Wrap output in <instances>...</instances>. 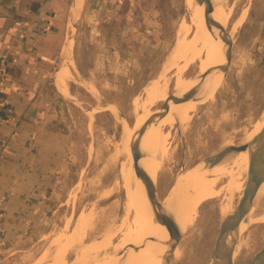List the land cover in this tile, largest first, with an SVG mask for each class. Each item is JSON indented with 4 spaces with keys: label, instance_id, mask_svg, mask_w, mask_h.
Returning <instances> with one entry per match:
<instances>
[{
    "label": "rangeland",
    "instance_id": "374dc122",
    "mask_svg": "<svg viewBox=\"0 0 264 264\" xmlns=\"http://www.w3.org/2000/svg\"><path fill=\"white\" fill-rule=\"evenodd\" d=\"M214 1V9H218L219 0ZM225 1L226 4H223L231 11L228 27L240 20V25L235 31L230 68L225 79L214 88L212 96L197 104L189 122L185 126L184 123L180 124L182 130L175 119L162 129L168 150L164 147V152L169 153L167 159L165 158L164 168L153 176L157 178L162 197L167 195L176 179L174 188L178 185L183 177L180 176L183 170L189 173L196 168L205 167V161L215 157L221 149L228 145L239 146L246 143L247 134L263 116L264 0ZM154 3L153 10L158 11L157 22L152 25L150 22H142L143 32L139 33L136 30L129 31L130 29L125 31L124 27L120 30L119 27L110 25H106L103 32V24L95 22V19L92 22H76L78 32L73 50L61 60L62 67L67 66L72 74L66 82L68 90L62 89L57 82L59 78L56 81L60 99L59 116L65 121L69 133V139L64 146L66 159L62 160V169L55 170V174H59L55 189L34 212L38 214V219L33 225L32 235L20 236L10 246L0 247V264H35V261L36 264H53L59 237L61 234H71L78 217L83 213L94 215V221L85 231L81 241L85 245L94 240L96 243L101 242L106 230L111 229L113 232L116 228L110 248L93 254L97 258L93 257L96 262L91 260L92 263L97 264L99 259L104 261V257L111 260L112 257L113 264H123L121 252H128L130 247L117 251L113 246L128 233L134 219L141 220V215L134 218V210L130 206L139 203V190L145 189L134 169L129 136L142 123L140 118L148 114L144 119L146 120L169 97L174 89L175 78L179 76L187 80L200 72L195 60L186 63L185 59L181 58L176 59V64L171 67L167 64L177 42V32L182 25L190 28L187 35L189 39L198 30L193 25L196 22V14L189 8L188 0H156ZM194 3L200 16L202 9L195 0ZM204 22L206 23V18ZM140 23L138 22L137 30L141 28ZM98 24L100 25L96 29ZM151 28L158 31L153 36L150 33ZM146 29H149V32ZM69 30V37H72L73 30ZM204 31L207 32L205 28ZM69 44L70 40L66 51ZM190 48L193 46L187 47L191 50ZM150 49L156 50L155 59L147 58L151 54ZM141 54L147 56H143L141 60ZM181 64L187 66L183 69L185 73L179 70L184 66ZM89 84L97 90L96 98L90 92ZM157 89L165 90L166 99L147 101L150 100L147 98L149 93ZM70 97L74 101L69 100ZM135 104L140 107L137 106V109ZM116 109L124 117H121ZM238 164L239 162L228 160L225 168L235 174L240 189L232 197L220 192L204 203L193 205L177 248L179 256L173 257L171 264L210 263L221 221L238 206L248 180V166ZM229 179L226 175L219 183V188L225 186ZM145 195L147 196V191ZM226 205L230 208L224 214L222 209ZM161 234L162 239L163 232ZM154 236L155 233H152L153 238ZM144 238L139 241L141 245L148 240V237ZM240 241L245 247L236 254L235 264H249L264 245V192L261 189L256 194L249 221L241 229L237 244ZM55 243L56 246L53 245ZM138 243L135 245L140 250L142 246ZM76 251L65 254L68 264L75 262V255L79 254L80 250ZM130 251L137 252L132 248ZM42 254L45 255L42 257ZM52 257L54 258L51 259ZM42 258L48 260L41 262ZM99 262L98 264H101Z\"/></svg>",
    "mask_w": 264,
    "mask_h": 264
},
{
    "label": "crops",
    "instance_id": "0c3cea01",
    "mask_svg": "<svg viewBox=\"0 0 264 264\" xmlns=\"http://www.w3.org/2000/svg\"><path fill=\"white\" fill-rule=\"evenodd\" d=\"M154 2L156 0H82V3L80 0H0V68H6L1 84L5 102L0 107L6 103L9 111L7 118L0 117V183L8 192L0 199V208L5 207L0 220H7V226L13 218V211L7 207L12 200L27 209L26 196L34 195L33 212L45 201L49 195L43 183L46 172L49 170L53 178L56 170L53 162L48 163L47 153L56 146L59 153L65 152L69 133L59 116L56 81L63 68H59L63 50L68 40L71 43L69 28H75L74 23L80 20L92 22L95 19L101 24L122 20L125 31H133L138 22H141L140 27H143L142 22L151 25L157 22ZM152 29L153 36L158 31ZM3 234L4 225H1L0 247H8L2 241Z\"/></svg>",
    "mask_w": 264,
    "mask_h": 264
},
{
    "label": "bare ground",
    "instance_id": "6f19581e",
    "mask_svg": "<svg viewBox=\"0 0 264 264\" xmlns=\"http://www.w3.org/2000/svg\"><path fill=\"white\" fill-rule=\"evenodd\" d=\"M212 1L216 5V2L214 0H212ZM226 2L227 1H225V0H224V2H222V0H219V3H217L219 8L218 9L216 8L217 10L214 9V12L212 14V18L215 21H217V23H216L210 17V15L203 9V7L200 6L198 4V2H196V4L202 9L201 14L199 16L197 13V9H196V5L194 3V0H188L189 8L195 12L194 14H196L195 19H194V20H196V22H194V24L193 23L192 24L195 25V27H197L198 30H197V33L194 31L196 34L193 33L194 36L191 39H189V38H187L188 37L187 35L190 32L189 31L190 28L188 29V27L182 25V27L177 32L178 38H177V42L175 44V47L172 50V52L170 53L169 59L167 58L168 59L167 64H169L170 67L172 65L176 64V62H175L176 59L180 60L181 58L185 59L186 63H190L191 61L195 60V62L198 63V67L200 69V72H205L209 68L219 66L223 63V61H224L223 43H222V38L220 36V26L219 25H222L224 27H228L231 11H229L227 9L226 5H224V4H226ZM80 3H82V0H80ZM204 18H209V21H210L209 24L210 25L206 24L204 22ZM213 22L215 23L214 25H213ZM184 25H186V24H184ZM239 25H240V20H238L237 22L233 23L231 26L228 27L230 30V36H233V35L235 36L236 28ZM210 27H211V29H210ZM204 28H205V30H207V32L204 31ZM72 30H73L72 33L74 34L75 28L72 27ZM73 34H72V36H73ZM71 39H72V37H71ZM71 44L72 43H70V46H71ZM189 45L193 46V48H190L191 50L187 49V47ZM199 45H200V47L198 48ZM65 50H66V48L63 51L65 52ZM68 50H69V48L65 52L66 55L71 53V51H68ZM185 61H184V64H185ZM68 63H70V62H68ZM184 64H181V65H184ZM167 67L168 66H166V68ZM177 67H179V66H177ZM186 67L187 66L184 65L183 67H181L180 69L178 68V69L181 70L180 72H182V70L184 68L186 69ZM177 72H178V70H177ZM183 72H184V70H183ZM58 73L56 74V76L58 75ZM59 74H60V77H59V81H57V82L59 83V85L62 87L63 90H68L66 88L67 87L66 82L68 80H70L71 75H72L70 72V69L67 66H64L61 69V72ZM178 75H180V74H178ZM175 79L176 80L174 82L173 87L175 88L176 91H178L179 96L182 95V97L180 99V103L178 105L172 107L166 116L159 119L154 125H152L151 126L152 128L150 127L151 131H149V129H150L149 128L146 131V133L137 140V143H136L137 150L139 151V153L143 157L142 160L140 161V164L146 170V172L150 175V177L153 180H155V178H153L154 174H157L158 172H160L164 168V166L166 164L165 158L167 159V154L169 153V152H167L168 150L166 147L167 146L166 145L167 139L163 135L162 129L165 126H168L169 124H171L174 119H177L181 124L184 123L183 126H185L189 122V120L191 118L190 115L193 112V110L195 109V107L197 106V104L202 102V101L207 100L208 98H210L213 94L214 88L219 83V79L215 80V81H217L215 84H214L215 81H209L208 79H206V81L202 85L198 86L196 90L182 92L185 90V88H187L191 85V81L182 79L179 76ZM154 86L155 85H153V87ZM148 88H150V87H148ZM89 89H90V92L93 94V96L96 98V96H98L97 95L98 93H97V90L95 89V87L92 86V84L91 85L89 84ZM144 91H147V90H144ZM149 91L150 90H148V92ZM166 97H167V94H166L165 90L161 89V91H158V89H157V90H154L153 92L151 91L149 93V96H147V98H149L150 100H147V101L152 102V101H155L158 99L165 100ZM134 102H136V101H134ZM146 103L148 104V102H146ZM135 106H136V104H135ZM137 106H139V105H137ZM141 108H144V107H141ZM137 109H138V107H137ZM263 112H262L263 116L261 115L262 116L261 119L256 123V125L253 127V129L247 134V138L245 139L246 140L245 142L250 141L264 128V114H263ZM147 115H146V117H147ZM146 117L143 116L139 120L141 122H143V120ZM179 129L182 130V127L180 126ZM179 129H178V132H179ZM168 132H169V130H168ZM164 142H165V146H163ZM227 143H230V142H227ZM164 147H166V150H167L166 152H164ZM223 147H225V145L222 146V148ZM117 151H119V150H117ZM234 156H235L234 154L227 153L224 156V158L222 159V161L214 167H210V166L200 167V168H196V169L190 171L187 174H184L183 177L178 182V185L173 189V191H171L167 196L165 195L166 197L164 196L165 198L162 200L163 206L166 208L167 211L171 212L175 216V219H176V221H177V223L181 229V232L185 231L184 226H185V224H188L187 218H188V215H190L192 207L194 204H201L202 202L204 203V201L216 197L220 192H223L224 194L227 193L230 197H232L236 193V191L238 189H240V183L237 180V178L235 177V174H233V172H230L225 168L226 163L228 162V160H233V162H239V164L243 163V164H245L246 167L248 166V173H249V170L251 168H253V166L249 162L250 161V157H249L250 152H244V153L238 154L236 157H234ZM237 160H239V161H237ZM233 166H234V163H233ZM237 167H236V169H237ZM230 168H232V166ZM245 171H246V169H245ZM238 174H237V176L240 175V174L239 175ZM226 175H228L230 177L229 181H227V184L225 186H223V187L221 186V188H219V183L222 182L223 178ZM257 175H259V171H258ZM260 189L264 192V183L261 185ZM145 192H146V189L140 188L139 196H138V202L139 203L138 204L134 203L132 206H130L134 210V218L137 215L138 216L141 215V220L138 221V220L134 219L133 222L131 221L132 225H131V228L128 230V233H125L123 238L113 247H115L114 249H116L117 251L128 249L129 247L137 244L142 239H145L144 237L153 238L152 233L153 234L155 233L154 238L158 242H154V243L150 242L144 248L141 247L142 249H140L137 252L131 251L130 253H128L125 256V258L122 259L123 264H154L155 260L157 261V264H161V257L167 251V246L165 243L169 241V232L167 229V224H169V221H168L164 211L160 210L152 202L148 193H147V196L145 195ZM225 197H226V195H225ZM231 202L232 201H230V203ZM147 208H148V210H147ZM229 208L230 207H228L226 205L225 208L222 209L223 213L226 214L229 211ZM251 210H252V208H251ZM251 210H250L249 214L251 213ZM147 213H148V216H147ZM249 214L242 221L240 233H241V229L243 228V226L245 224H247L249 221ZM93 217H94V215L91 213H83L82 215H80L78 217L76 226H75L73 232H71V234H69V235L68 234H63V235L61 234V236L59 237L60 239L58 238L59 239V241L57 242L58 246L55 247V248H58V249H56L57 252L54 249H52L56 252V255L54 254L55 258L54 257L51 258V259L54 258L53 264H68L65 261V254L69 251H75V250H77V251L80 250V252H79V254L75 255L76 256V258L74 260L75 262L72 261L73 262L72 264H90V262H91V264H93L92 261H95L93 257H96L93 254L96 255L97 252L107 250L108 248H110V242H111V239L113 236V232L116 231L115 230L116 228L114 229L115 231L113 230V232L110 231L111 229H109V231L104 230L105 234L102 237V241L99 243H96L95 240H94L95 242L92 241V243H88L86 245L81 242L83 239V235H84L85 231L87 230V228H89L92 221H94ZM93 224H94V222H93ZM162 232H163V239H162V243H161L162 246H161L160 256L154 260L152 254L155 253L156 248H159V246H160L161 235H162L161 233ZM240 242L238 243V245L236 247L235 254H237L239 251L243 250V248L245 247V244H243L242 241H240ZM140 243L141 242H139L138 244L141 246ZM53 245L56 246V243ZM49 249H50V247H49ZM130 249L131 248H129V250ZM44 255L42 254V257ZM54 255H52V256H54ZM178 256H179V252H178V249H176L174 257L178 258ZM110 258H111V260H109L108 257H104V259H103L104 261H102V260L100 261V259H99L97 261V264L99 261L101 262V264H103V262H106V261L109 262L108 264H113L114 260H112V257H110ZM43 260H45V259L42 258L41 262H44ZM46 260H48V259L46 258ZM115 260H116V258H115ZM218 262H219L218 253H216L212 256L209 264H219ZM35 264H36V261H35ZM50 264H51V262H50Z\"/></svg>",
    "mask_w": 264,
    "mask_h": 264
},
{
    "label": "water",
    "instance_id": "95a60500",
    "mask_svg": "<svg viewBox=\"0 0 264 264\" xmlns=\"http://www.w3.org/2000/svg\"><path fill=\"white\" fill-rule=\"evenodd\" d=\"M195 1L198 2V4L202 6L203 9L212 18V14L214 12L213 1L212 0H195ZM209 22H210L209 18H206V24H209ZM215 22L217 23V21ZM214 24L215 23L213 22V25ZM74 25H75V32L71 39L72 44L71 46L70 44L68 46L69 48L68 51L73 50L74 41L76 39V35L78 32L76 23H74ZM219 26H220V36L222 38V43H223V55H224L223 63L219 66L209 68L205 72H199L194 77L188 78L187 80L191 81V85L185 88V90L182 92L196 90L198 86L202 85L206 81V79H208L209 81H215L216 79H219V83L225 79L232 61L234 35L230 36V30L228 27H224L222 25ZM65 55L66 54L63 53V56ZM61 66H62V62L59 65V68ZM62 94L65 95L63 91ZM181 97L182 95L179 96L178 91H176L174 88L173 91L170 93L169 97L160 106V108H158L157 111H155L146 120H144L141 124H139L134 130V132L129 136V140H130L129 148L133 158L134 169L138 177L140 178L141 182L143 183L152 202L160 210L164 211L169 221V224H167V229L169 232V241L165 243L167 246V251L161 257V264H171L175 251L180 244L182 235L184 234L183 232H181V229L175 219V216L171 212L167 211L162 203V200L174 188L177 179L174 185L172 186V188L170 189V191L167 193V195L165 197H162L159 190V184L156 180L157 178L153 180L140 164V161L142 160L143 157L137 150L136 141L140 137H142L146 133V131L152 125H154L159 119L166 116L172 107L178 105L180 103ZM69 100L74 101V99H72L71 97L69 98ZM103 102L108 104L109 106H113V104L105 100H103ZM89 107L95 109V107L93 106H89ZM118 114L121 117H124V115L119 111ZM175 120L177 123H179V125L181 124L177 119ZM184 150L185 149L183 147V151ZM244 152H250V163L253 166V168L249 170L248 180L243 190V195L238 206L236 207L235 210L228 213L225 216V218L221 221L219 234L213 251V255L218 253L219 264H235V259H236L235 252H236V247L238 245L237 242L240 237V228L242 221L249 214L253 205V201L256 197V194L258 193L261 185L264 183V128L250 141L241 144L239 146H235V145L227 146L221 149L220 152L215 157L209 158L205 161V166L214 167L222 161V159L227 153L238 155ZM258 171H259V175H257ZM186 173H188V171L183 170L180 176ZM150 242L154 243L158 241L155 238H148V240L143 242V244L141 245L142 248H144ZM130 248L136 251L139 250L138 246L136 245H133ZM130 252L131 251L129 249L128 252L127 250L121 252L122 259L125 258V256ZM249 264H264V245L254 255V257L252 258Z\"/></svg>",
    "mask_w": 264,
    "mask_h": 264
},
{
    "label": "trees",
    "instance_id": "16d2710c",
    "mask_svg": "<svg viewBox=\"0 0 264 264\" xmlns=\"http://www.w3.org/2000/svg\"><path fill=\"white\" fill-rule=\"evenodd\" d=\"M106 25H110V26H115V27H119V29L122 27L125 26V22L122 21V20H113V21H110L109 23H105L103 24L102 26V31L104 32L105 29H106ZM120 29V30H121ZM136 31L139 33V32H143V27L139 28L138 30L136 29ZM109 37V35H106ZM150 56L147 57V58H150V59H155L156 58V50H151L150 49ZM143 56H147V55H143L141 54L139 56V58H141V60L143 59ZM2 96V95H0ZM1 101H4L5 100L3 99V96L1 97ZM9 111H7L6 109V103H5V106L4 107H0V117L2 118H7V114ZM66 143V142H65ZM58 145V144H56ZM66 145V144H65ZM56 148H58V146H56ZM56 148H51L50 151H48L47 153V161L48 163L50 162H53L52 165H55V168H56V171L62 169V159L63 157L66 159V150L64 148V151L65 152H61L59 153L60 151L56 150ZM54 152V153H53ZM18 160H15V162H17ZM1 164H3V162L1 161ZM47 167H49L47 165ZM57 173V172H56ZM44 175V174H42ZM59 176V174H55V176L53 178L50 177V174H49V170H47L46 172V177L43 181L44 185H45V188H46V192L48 194H50L54 189H55V182L57 180V177ZM38 190V187L36 189V191ZM7 190L4 188H2V185L0 183V199L1 197L4 195L6 196L7 195ZM26 198H28V205L27 206V209H25L23 206H20L18 205V203L16 202V200H12V204H9L7 207L9 208V210H12L13 211V218H11L12 220V223L10 226H7V220L5 219H2L0 220V226L4 225V237H2V241L4 242V244L6 246H10L12 243H14L20 236H23V235H32V230H33V225L35 224V221L38 219V214H35L33 212V209H34V195H30V196H26ZM33 202V203H32ZM36 203V201H35ZM36 207V206H35ZM5 207L4 208H0V213H3ZM20 214V215H19ZM28 229V230H27Z\"/></svg>",
    "mask_w": 264,
    "mask_h": 264
},
{
    "label": "built area",
    "instance_id": "2783aa9c",
    "mask_svg": "<svg viewBox=\"0 0 264 264\" xmlns=\"http://www.w3.org/2000/svg\"><path fill=\"white\" fill-rule=\"evenodd\" d=\"M5 70H6V68H0V95L2 93L1 84L5 78ZM0 104L1 105L4 104V101H1V96H0Z\"/></svg>",
    "mask_w": 264,
    "mask_h": 264
},
{
    "label": "flooded vegetation",
    "instance_id": "af4514ba",
    "mask_svg": "<svg viewBox=\"0 0 264 264\" xmlns=\"http://www.w3.org/2000/svg\"><path fill=\"white\" fill-rule=\"evenodd\" d=\"M163 239V238H162ZM162 239H161V242H160V246H159V248H156V251H155V253H153L152 254V256L153 255H155V257H154V260L157 258V257H159L160 256V252H161V243H162ZM152 250V249H151ZM155 262H156V264H157V261L155 260Z\"/></svg>",
    "mask_w": 264,
    "mask_h": 264
}]
</instances>
